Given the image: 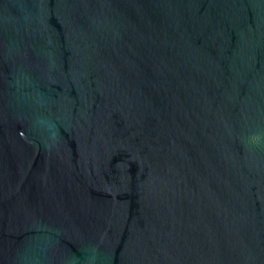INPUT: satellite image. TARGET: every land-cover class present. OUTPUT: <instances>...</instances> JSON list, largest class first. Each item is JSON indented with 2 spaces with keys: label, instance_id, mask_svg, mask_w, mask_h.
Masks as SVG:
<instances>
[{
  "label": "water",
  "instance_id": "obj_1",
  "mask_svg": "<svg viewBox=\"0 0 264 264\" xmlns=\"http://www.w3.org/2000/svg\"><path fill=\"white\" fill-rule=\"evenodd\" d=\"M0 264H264V0H0Z\"/></svg>",
  "mask_w": 264,
  "mask_h": 264
}]
</instances>
